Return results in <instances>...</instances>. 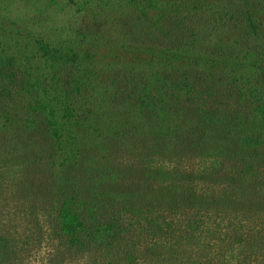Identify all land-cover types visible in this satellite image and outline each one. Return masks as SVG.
Segmentation results:
<instances>
[{
  "label": "trees",
  "instance_id": "trees-1",
  "mask_svg": "<svg viewBox=\"0 0 264 264\" xmlns=\"http://www.w3.org/2000/svg\"><path fill=\"white\" fill-rule=\"evenodd\" d=\"M189 10L193 11L192 8ZM215 22L216 19L207 23L208 30L203 26L204 29L212 33L218 26ZM245 22V30L250 35L248 39H255L259 45L255 54L260 59L254 61L256 69L251 73L243 71L238 64L235 76H231L228 67L223 65L225 58L217 64L222 72L218 66L215 70L207 60L217 53L212 52L214 37L208 36L209 33L205 36L193 34L182 21H179L181 31L162 32L163 26L159 24H135L149 42V63L146 62L145 69L130 78L124 89L121 85L114 86L111 96L123 100L119 96L126 93L128 98L123 101L143 115L142 125L136 129L139 134L149 137V145L143 144L148 148L149 168L143 170L126 167L117 172L98 161L109 157L114 149L111 145L107 154H99L102 149L98 148L96 140L100 134L91 122L93 105H89L94 94L92 76L98 74L81 64L80 59L67 60L60 50L35 40L37 54L47 65L46 71L50 64L57 62H65L71 68L64 80L55 82L54 92L50 93L41 88L40 77L46 71L38 68L35 74L32 70H22L15 65L14 58L0 56V70L5 68V77L4 71L0 72V83L7 80L20 92L16 101L28 100L20 103L16 110L24 111V128L38 133L36 143L41 138L40 132H49V138L55 139L58 145H66L71 138L70 149H65L62 154L72 162L71 170L78 174L73 173L70 181L61 179L54 201L57 208L50 206L56 210L57 229L67 249L87 255L100 251L101 259L92 260L91 264H232L233 261L240 264L236 260L238 255L241 256L244 237L242 233L236 235L234 223L227 226V232L220 234L222 242L230 239V246L223 242V249H216L219 252L210 248L214 230L207 228L203 232L198 223L205 217L210 219L219 215L224 220L236 221L239 214L245 219L252 211L257 212L256 209L264 211V80L253 77L264 70V13L258 17L246 14ZM164 26L169 25L164 23ZM186 38L195 43H187ZM163 44L170 45V54L160 50ZM222 44L216 42L217 51L223 48ZM208 49L212 56L183 58L184 54L207 55ZM204 58L205 61L199 62ZM195 64L197 70H194ZM17 68L25 75L19 84L13 81ZM137 68L133 67L131 71L136 72ZM141 73L142 79H139ZM117 77L125 79L128 72L123 70ZM55 78L59 77L55 74ZM13 101L9 93L0 98L3 119L13 113L19 114L12 110ZM208 102L212 103L209 109ZM146 128L149 132H145ZM62 138H66L64 143ZM140 148L138 145L134 149ZM172 155L201 162L212 159V167L203 164L204 168L196 174L179 173L176 176V171L153 167L156 159L168 161ZM137 156L140 157L139 153ZM223 159L233 166L241 164L244 177L233 175L231 178L221 174L219 166L223 165ZM128 172L135 176L130 189L122 188L127 187ZM118 177L122 178V184ZM195 182L225 184L223 189L231 187L235 191L215 194L209 189L197 192L193 187ZM155 185L158 190H154ZM143 222L146 226L141 225ZM203 235L207 242L200 240ZM122 238H126L125 248ZM259 239H253L258 247ZM144 243L148 245L142 248ZM191 243L200 250L197 257L188 250L194 245ZM253 248L246 246V251ZM227 249L229 254L224 253ZM235 252L240 253L232 254ZM140 260L143 261L140 263Z\"/></svg>",
  "mask_w": 264,
  "mask_h": 264
},
{
  "label": "rangeland",
  "instance_id": "rangeland-1",
  "mask_svg": "<svg viewBox=\"0 0 264 264\" xmlns=\"http://www.w3.org/2000/svg\"><path fill=\"white\" fill-rule=\"evenodd\" d=\"M151 1L152 3L149 0H0V56L14 58L15 65L22 70H32L35 74L38 68L46 71L47 65L37 54L35 40L39 39L60 50L67 60L80 59L81 64L98 74L92 76L91 81L94 88L92 102L89 103L90 106L93 105L91 122L97 126L100 134L96 140L98 148L102 149L99 154H107L111 145L114 149L109 157L98 161L106 163L117 172L124 171L126 167L142 170L149 168L148 148L143 146L145 143L149 145V137L136 131L142 125L143 115L123 101L128 98L126 93L119 96H122L123 100L111 96L114 86L121 85L124 89L130 78L139 70H144L146 62L149 63V42L145 41L141 30L134 27L136 23L159 24L163 26L162 32H165L180 30L179 21H182L191 28L193 34L205 36L209 31L204 27L208 30L207 23L216 19L215 24L218 26L208 36L214 37L211 49L217 53L213 59H207L215 70L221 58H225L223 65L228 67L231 76L238 74V64L243 71L251 73L256 69L254 61L260 59V56L255 54L259 51V45L255 43V39H248L250 35L249 31L245 30V17L246 14L257 17L263 14L264 0ZM164 23L169 26H164ZM185 41L195 43L187 38ZM218 41L223 43L220 51H217ZM160 50L168 55L170 45L163 44ZM205 52L207 55L192 53L184 54L183 58L200 59L212 56L210 49ZM205 60L206 58L199 62ZM67 66L70 65L65 62L50 64L49 69L40 77L41 88L53 93L55 82L64 80L70 74L71 68ZM133 67H138L136 72L131 71ZM197 68L195 64L194 70ZM21 69L14 71L15 84L25 79ZM123 70L128 72L125 79L117 77ZM219 70L222 72L221 67ZM1 71H4L5 77L4 66ZM55 74L59 78L56 79ZM141 76L142 73L138 78L142 79ZM253 77L264 80V70ZM7 93L13 96V111L18 112L16 107L28 101H16V95L20 92L6 80L0 83V98ZM208 105L207 109L212 103L208 102ZM87 111L91 112V109ZM25 122L23 110L19 114L13 113L8 119L0 116V237L3 240L0 242V264H91L92 260H100V251L87 255L64 246L55 221L56 210L50 208L51 205L57 206L54 201L57 200L56 188L61 179L64 182L70 181L71 175L75 173L71 170L72 162L62 154L65 149H70L71 138L66 145H58L55 139L53 141L49 138V132H40L41 138L39 143H36L38 133L34 134L30 129L24 128ZM145 132L149 130L146 128ZM65 139L62 138L63 143ZM138 145L141 148L135 150ZM138 153L140 157L137 156ZM210 160L212 159L201 162L172 155L168 161L156 159L153 167H164L168 172L176 171L175 176L179 173L196 174L204 168L203 164L211 168ZM222 161L223 165L219 166L221 174H227L231 178L233 175L244 177L241 164L233 166L224 159ZM80 176L82 177L81 174ZM126 176L127 187L122 188L130 189L132 177L135 176H131L129 172ZM118 179L122 184V178ZM157 187L158 185H155L154 190H158ZM193 187L197 192H207L211 189L215 194L235 191L231 187L223 189L225 184L202 185L195 182ZM256 210L258 211H252L245 219L239 217V214L236 221L224 220L220 215L199 220L198 225L203 232L207 228L214 230L210 246L213 252H219L217 248L223 249L225 240L222 242L220 234L227 232V226L234 223L233 230H236V235L242 233L244 237L241 256L238 255L236 261H240V264H264V211ZM141 225L146 226L144 222ZM256 237L260 238V247L254 243L253 239ZM200 240L207 242L205 235L201 236ZM229 240L225 243L228 242V246ZM122 244L125 248L126 238H122ZM191 244L194 245L188 250L197 257L201 254L200 250L195 243ZM147 245L144 243L141 246L143 248ZM249 245L254 248L246 251V246ZM228 249L224 253L229 254ZM142 261L140 260V263ZM234 263L235 261L232 264Z\"/></svg>",
  "mask_w": 264,
  "mask_h": 264
}]
</instances>
